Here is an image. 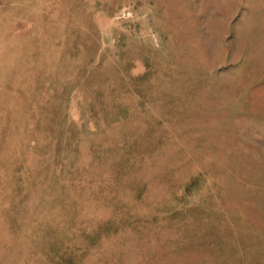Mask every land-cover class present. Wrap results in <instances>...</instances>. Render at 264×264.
Listing matches in <instances>:
<instances>
[{"label": "rangeland", "instance_id": "1", "mask_svg": "<svg viewBox=\"0 0 264 264\" xmlns=\"http://www.w3.org/2000/svg\"><path fill=\"white\" fill-rule=\"evenodd\" d=\"M0 264H264V0H0Z\"/></svg>", "mask_w": 264, "mask_h": 264}]
</instances>
